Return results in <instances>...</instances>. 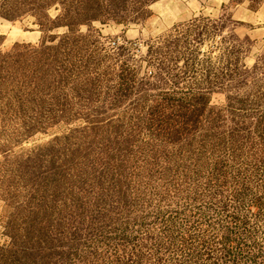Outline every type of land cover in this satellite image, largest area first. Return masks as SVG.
<instances>
[{"label":"rangeland","instance_id":"374dc122","mask_svg":"<svg viewBox=\"0 0 264 264\" xmlns=\"http://www.w3.org/2000/svg\"><path fill=\"white\" fill-rule=\"evenodd\" d=\"M262 262L264 0H0V264Z\"/></svg>","mask_w":264,"mask_h":264},{"label":"built area","instance_id":"2783aa9c","mask_svg":"<svg viewBox=\"0 0 264 264\" xmlns=\"http://www.w3.org/2000/svg\"><path fill=\"white\" fill-rule=\"evenodd\" d=\"M262 264H264V262H262Z\"/></svg>","mask_w":264,"mask_h":264},{"label":"trees","instance_id":"16d2710c","mask_svg":"<svg viewBox=\"0 0 264 264\" xmlns=\"http://www.w3.org/2000/svg\"><path fill=\"white\" fill-rule=\"evenodd\" d=\"M153 75V74H152Z\"/></svg>","mask_w":264,"mask_h":264}]
</instances>
